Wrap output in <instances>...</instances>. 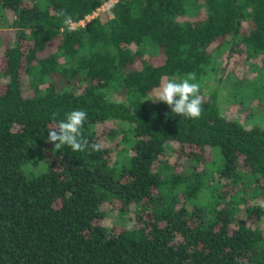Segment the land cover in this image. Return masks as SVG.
Returning <instances> with one entry per match:
<instances>
[{
    "label": "trees",
    "instance_id": "trees-1",
    "mask_svg": "<svg viewBox=\"0 0 264 264\" xmlns=\"http://www.w3.org/2000/svg\"><path fill=\"white\" fill-rule=\"evenodd\" d=\"M104 1L0 0V17L14 16L1 72L0 264H264L262 232L238 219L241 205L261 214L249 202L264 199V129L223 116L215 96L199 119L150 98L162 77L205 74L212 45L264 53V0H119L75 31L56 15L78 21ZM76 109L90 142L98 125L126 124L128 155L54 150L53 113ZM174 146L186 173L161 161ZM206 148L215 157L199 171ZM107 204L132 226L102 225Z\"/></svg>",
    "mask_w": 264,
    "mask_h": 264
},
{
    "label": "rangeland",
    "instance_id": "rangeland-1",
    "mask_svg": "<svg viewBox=\"0 0 264 264\" xmlns=\"http://www.w3.org/2000/svg\"><path fill=\"white\" fill-rule=\"evenodd\" d=\"M13 19L12 12L8 10L3 11L0 17V90H3L4 82L6 81L1 74L5 67L4 51L14 40V30L10 26ZM229 50V44H225V47H217L215 45L209 47L210 63L204 70L205 74H196V82L200 84V94L203 100L210 96H215L220 113L240 123L244 128L258 127L264 129V53L248 57L243 52L244 48L242 46L234 48L233 52ZM155 63H160V61L156 59ZM22 77L23 92L27 96V76L22 73ZM113 97L123 100V97L117 93L113 94ZM150 98H155L154 91L151 93ZM144 102H146V98ZM119 127H122L121 131H118ZM127 129L128 126L126 124L120 125L115 122H106L96 127V134L99 142L103 145L102 148L109 150L110 163L120 160L119 156L121 154L123 156L128 155V152L126 154L124 152L125 143L122 140L125 133L127 135ZM112 132L116 136L111 139L109 135ZM174 147L173 150H167L160 157L161 161L173 166L172 172L174 174L186 173L188 171L186 156L179 155L176 146ZM184 151L192 152L190 148H185ZM214 154V151L206 148L197 169L201 171L205 167H208L215 157L213 156ZM221 165L220 160L215 162V167ZM239 169L241 171L246 170L242 164H240ZM228 183L227 181L223 182L224 185ZM226 187L230 189L228 185ZM184 197H186V194H184ZM205 201L206 199L201 200L198 196H193L190 199L192 204ZM261 201H264V199H258L255 202H249V204L250 206L259 205ZM116 208L117 204H113L112 206L109 204L105 205L103 208L105 218L101 221L102 225L111 228L113 232H118L122 226L130 227L133 223L132 213L126 214V212L124 214ZM240 209L238 219L244 221L246 225L256 224V227L264 236V208L261 209L260 217L254 214L252 217L247 216L242 205Z\"/></svg>",
    "mask_w": 264,
    "mask_h": 264
},
{
    "label": "clouds",
    "instance_id": "clouds-1",
    "mask_svg": "<svg viewBox=\"0 0 264 264\" xmlns=\"http://www.w3.org/2000/svg\"><path fill=\"white\" fill-rule=\"evenodd\" d=\"M57 18L67 30H71L74 21L66 10L61 9ZM195 72L183 76L173 75L162 77L159 86L154 89L155 102L166 104L175 115L186 119H199L202 115L203 97L200 94V84L196 82ZM53 113L47 142L54 145V150L63 147L70 148L73 152L88 151L89 154L102 150L100 142H90L82 134V128L87 120V112L82 109L67 112L62 119L57 120ZM259 206L264 208V201Z\"/></svg>",
    "mask_w": 264,
    "mask_h": 264
},
{
    "label": "built area",
    "instance_id": "built-area-1",
    "mask_svg": "<svg viewBox=\"0 0 264 264\" xmlns=\"http://www.w3.org/2000/svg\"><path fill=\"white\" fill-rule=\"evenodd\" d=\"M119 0H107L105 1L98 9H96L92 14L85 16L84 18L74 21L73 25L71 26L70 31H75L79 28H83L88 25L92 19L97 17L100 14L108 13L111 11L112 7L118 2Z\"/></svg>",
    "mask_w": 264,
    "mask_h": 264
}]
</instances>
